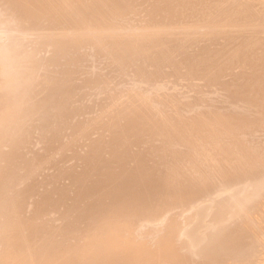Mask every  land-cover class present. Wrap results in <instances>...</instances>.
Listing matches in <instances>:
<instances>
[{
	"label": "bare ground",
	"instance_id": "obj_1",
	"mask_svg": "<svg viewBox=\"0 0 264 264\" xmlns=\"http://www.w3.org/2000/svg\"><path fill=\"white\" fill-rule=\"evenodd\" d=\"M0 264H264V0H0Z\"/></svg>",
	"mask_w": 264,
	"mask_h": 264
}]
</instances>
